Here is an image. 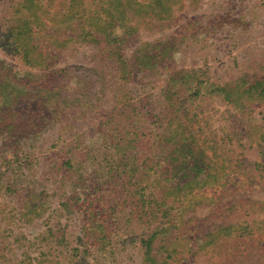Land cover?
Masks as SVG:
<instances>
[{
  "label": "rangeland",
  "instance_id": "1",
  "mask_svg": "<svg viewBox=\"0 0 264 264\" xmlns=\"http://www.w3.org/2000/svg\"><path fill=\"white\" fill-rule=\"evenodd\" d=\"M22 1L0 0V77L5 80L0 85V167L9 162L12 168H26L24 172L37 179L44 196L43 213L31 222L24 221L18 214L22 200L1 187L8 173L0 170V217L5 218L1 227L8 231L5 235L16 240L18 256L26 252L33 264H45L44 260L58 264H145L140 239L146 237L149 225L152 230L155 212H130L125 195L121 196L123 210L112 212L106 206L113 199L109 187L99 186L97 165L86 161L80 167L73 164L72 169V163L66 162L69 150L65 148L75 140L82 142L81 148L96 144L101 139L99 121L110 115L107 111L119 98L129 92L127 100L135 103L150 93L158 95L166 69L142 80V85L133 82L121 86L114 63L87 43L64 49L49 68L27 66L7 41L14 6ZM51 1V11L60 12L68 5V0ZM174 8L171 19H148L141 24L137 41L126 54L130 56L137 45L151 42L162 44L154 48L158 53L166 43L174 48L171 68L204 72L210 83L223 85L246 77L252 84L264 78V0H182ZM45 22L51 24L49 19ZM170 23L173 26H165ZM188 24L182 30L184 38L171 39ZM165 64L169 67L170 63ZM86 102L102 103L103 112L95 115L82 106ZM201 110L203 133L210 143L218 141L219 154L246 164L262 162L257 144L246 137L251 126L264 128V102L241 115L220 99L207 98ZM243 129L245 134L235 135ZM17 150L18 159L9 157ZM59 158L64 159L61 170L55 167ZM240 174L241 185L229 180L233 181L226 187L232 190L230 195L217 187L200 192L199 204L183 213L181 228L169 236L185 235L175 243L178 253L169 258L159 249V262L264 264V170ZM108 200L110 205H106ZM232 201L239 203L237 208L224 212ZM91 209L95 212H89ZM101 209L104 212H97ZM92 214L107 219L104 230ZM223 225H249L253 235L229 238L220 232L213 243L205 244L208 235ZM89 226L93 232L102 231L98 239L85 236ZM51 228L58 234H48ZM20 259H14L13 264Z\"/></svg>",
  "mask_w": 264,
  "mask_h": 264
},
{
  "label": "trees",
  "instance_id": "2",
  "mask_svg": "<svg viewBox=\"0 0 264 264\" xmlns=\"http://www.w3.org/2000/svg\"><path fill=\"white\" fill-rule=\"evenodd\" d=\"M181 1L68 0V5L58 12L51 11L50 0L46 4L43 0H23L14 6L7 39L8 45L16 48L27 66L37 68H49L59 59L60 53L71 45L92 44L106 60L114 63L121 86L133 82L142 85V80L165 72L163 67L166 69L164 86L158 95L150 93L135 103L127 100L129 92L119 98L116 105L107 111L110 115L99 121L101 139L96 144L81 148L82 142L75 140L65 148L69 150L66 152V162L69 165L72 163V169L73 164L80 167L86 161L97 165L96 178H99L100 187H109V197H112L114 205H110L108 200L106 205L108 202L110 206L106 207L112 212L123 210L122 195H125V201L131 207L130 212H155L151 217L155 220L152 230L149 225L144 233L146 237L140 239L145 264H166L158 261L159 249L167 252L169 258L178 253L175 243L184 240L185 235L169 236L181 228L183 213L199 204L200 192L217 187L225 189L226 194L232 193L226 188L233 182L229 181L231 178L240 184L241 171L251 173L264 170L263 126H251L252 130L246 137V140L251 139L257 144L262 162L246 164L245 160L233 161L230 156L219 154V143L215 139L211 143L208 141L209 136L203 133L201 126L203 117L200 116L201 105L207 98L220 99L241 115H247L245 110L264 102V78L252 84L246 77L223 85L210 83L204 72L171 68L174 48L166 43L158 53L154 48L162 44L151 42L137 45L130 56L126 54L129 47L135 45L141 24L148 19H171L176 10L174 7ZM47 19L51 24L45 22ZM165 26L171 27L173 24ZM187 26L190 25L176 31L171 39L184 38L182 30ZM167 61L169 67L165 64ZM4 81L0 77V85ZM76 103L81 104L78 100ZM102 105L98 102L82 104L95 111V115L103 112ZM254 131L260 134L254 135ZM246 132L243 129L235 135L242 136ZM17 155L18 150L9 157L18 159ZM63 160L59 158L55 164L57 170L63 168ZM0 170L8 173L1 187L22 200L21 212H18L21 218L31 222L41 216L44 196L38 190L37 179L25 173L26 168H12L9 162L1 164ZM229 205L224 212L233 211L239 203L232 201ZM89 212L95 211L91 209ZM97 212H104V209ZM91 218L105 229V217L98 218L92 214ZM4 221L5 218L1 216L0 264H13L17 257L21 258L18 264H33L26 252L18 256L19 248L14 245L16 240L5 235L8 231L1 227ZM252 230L249 225H223L208 235L205 244L213 243L221 235L220 232H225L223 235L229 238H239L253 235ZM98 232H93L89 226L85 236L98 239L102 231ZM47 233L52 236L58 234L52 228ZM161 243L165 245L158 247ZM42 263L58 264L54 260H44Z\"/></svg>",
  "mask_w": 264,
  "mask_h": 264
}]
</instances>
